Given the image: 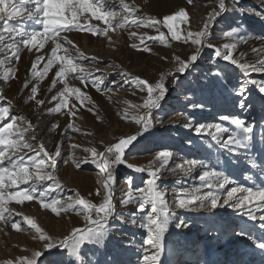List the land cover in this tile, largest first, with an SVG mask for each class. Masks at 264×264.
Here are the masks:
<instances>
[{"label":"rangeland","instance_id":"374dc122","mask_svg":"<svg viewBox=\"0 0 264 264\" xmlns=\"http://www.w3.org/2000/svg\"><path fill=\"white\" fill-rule=\"evenodd\" d=\"M125 3L138 9L134 17L120 8L119 0H107L105 7L114 8L119 13L114 24L121 23L125 18L144 20L153 17L162 21L183 9L190 20L181 27L199 32L209 15L219 11L218 0H192V3L188 0H142L144 6H153L154 13L148 14L134 6L133 0H125ZM225 3L227 11L214 20L210 29L208 43L212 47H206L196 61L197 65L182 75L176 72L178 61H188L190 55L196 52V46L173 41L168 30L162 26L146 28L128 24L124 29L109 31L107 36H93L87 32L63 33L85 56L96 58L94 61H77L87 72L94 73L89 80L104 78L102 84L96 85L100 88L99 92L91 82L85 86L74 77L66 82L68 87L80 88L91 98L92 103H86L84 107H80L75 94L71 97L65 94L62 100L66 99L68 107L60 113L52 111L62 102L53 100V97L65 88V83L59 81L52 88L61 65L52 68L42 81L40 77L32 78V63L37 55L44 56L45 60L37 67L38 72L43 71L55 47L51 41L39 53L35 49L29 52L21 47L19 62L13 60L0 68V73L7 72L9 68L16 70L14 79L10 78L7 82L0 80V93L4 97L0 100V107L10 108L9 121L17 117L23 121L22 126L31 124L32 130L27 132L25 139L34 148L38 149L42 144L49 154H54L58 148L60 150V156L55 158V174L62 187L50 193L49 201L60 199L68 202L69 198L75 199L78 193L80 197L99 205L103 189L98 180L104 177L95 163L83 161L91 159L92 149L102 153L121 138L138 137L125 152V164L113 169L115 215L108 221V237L99 246L85 245L80 261L67 250L54 248L43 252L37 264H143L144 255L150 254V246L145 243L147 229L143 217L150 209L146 208L141 213L136 202L125 206L122 201L130 191L139 194L138 190L146 188L147 181L152 177L148 170L136 172L128 165L133 163L145 167L155 160L157 154L165 151L170 152L172 158L159 171L156 185L166 194L170 223L163 239L167 249L160 256V264L163 260L164 264H264V250L252 243L253 240L264 241V221L249 220L247 208L235 209L228 205L212 209L210 199L205 200L203 206L199 201L191 205V210L176 207L180 193L216 196L222 203L233 187L253 190L264 187V71L244 73L215 56V50L227 54L228 49L224 46L235 44L234 58L241 63L255 64L259 69L264 51L254 52L253 49H264V0H225ZM23 23L28 31L42 30L39 24ZM90 23L100 29L106 27L100 21ZM233 30L238 34L229 38L227 33ZM133 32L137 36L130 38ZM160 32L165 34L170 47L163 46L159 40L146 39L159 36ZM182 35H186V31ZM138 37H145V43L141 44ZM59 42L75 56L76 51L71 45L64 44L63 40ZM132 44L139 48L147 47L149 51L137 50L131 47ZM58 54L64 55L63 52ZM169 72L174 75H167ZM162 76L165 77L167 93L160 107L151 112V126L143 131L142 125L131 121L133 116H145L147 110L129 108V104H142L147 99V92L133 87L129 81L140 78L155 85ZM26 83L27 88L24 87ZM37 86L38 95L32 100V88ZM241 88L246 90L244 96L237 94ZM37 101H44L43 106ZM77 108L79 111H76ZM125 110L127 120L122 119ZM69 111L75 112V115L70 116ZM221 117L239 119L253 129L247 148L225 147L224 142L239 130ZM70 124L78 131H72ZM215 124L229 129L220 135L219 140L197 132V129H207ZM54 125L58 127L54 129ZM73 145L77 147L73 148ZM193 161L195 166L190 168L188 162ZM253 163L256 167H252ZM156 168H159V162L152 170ZM205 170L221 172L230 183L224 189H220L215 182L212 188L206 187L199 180ZM47 186L39 185L36 191H43ZM97 189H100L101 196L96 195ZM9 207L20 214L14 220L21 221L22 231L16 232L10 223L0 222V264L8 261L17 264L18 259H30L33 251L44 249V243L35 239L34 231L27 228L22 217L34 219L55 241L69 236L76 228L86 227L83 214L69 211L57 217L50 210L42 209L36 200L23 205L12 203ZM254 214L259 216L264 213L257 211ZM172 253L175 255L170 258Z\"/></svg>","mask_w":264,"mask_h":264},{"label":"snow or ice","instance_id":"6c2138e0","mask_svg":"<svg viewBox=\"0 0 264 264\" xmlns=\"http://www.w3.org/2000/svg\"><path fill=\"white\" fill-rule=\"evenodd\" d=\"M106 2L107 0H0V57H2L0 58V68H4L6 64H11L13 60L16 63L19 62L21 47L27 49L29 52L35 49L39 53L51 41L55 47L48 57L47 63L44 64L43 71L38 72L37 67L45 60L44 56L37 55V59L32 63V78L36 79L40 77L42 81L52 68L57 64L61 65L59 71L56 72V78L52 82V88L56 86L58 81L65 83V88L57 97H53V100H62V98H65V94L68 97L75 94V99L80 102V107H84L86 103H92L91 98L81 92L80 88L68 87L66 82L70 77H74L79 79L85 86L91 82L96 87L98 83H103L104 78L98 77L95 80H89L94 73L87 72L84 68L80 67L77 61L88 59L94 61L96 58L85 56L71 40L62 35L63 33L87 32L93 36H107L109 31L115 32L117 29H124L128 24L140 25L146 28H152L157 25L162 26L168 30L173 41L191 43L196 46V52L190 55L188 61H178L179 67H177L176 72L182 75L199 59L202 47H212L208 43L211 34L210 29L214 20L220 14L227 11L225 0H218L219 11H213L209 15L201 31L192 32L181 27L182 25H187L190 20L186 10L181 9L173 15L166 16L162 21L153 17H147L144 20L125 18L121 23L114 24L119 13L114 8H106ZM188 2L192 3V0H188ZM119 6L130 17H134L135 12L138 11L132 5L125 3V0H119ZM257 15H260V13H257ZM12 21H19V23L13 24L11 23ZM24 21L39 24L42 30L28 31L26 25L23 23ZM90 21H100L106 27L104 29L97 28ZM157 31H159L158 28ZM185 31L186 35H182V32ZM237 34V31L233 30L228 32L227 36L231 38ZM135 36H137V33L133 32L130 38ZM138 39H140L141 44L145 43V37H138ZM146 39L159 40L163 46L170 47L163 32H160L159 36L147 37ZM60 40H63L64 44L71 45L75 49V56L70 54L68 48L63 47L59 42ZM131 47L140 51H149L147 47L139 48L136 44H132ZM224 47L228 49L227 54H222L217 49L215 50L216 57L234 65L244 73H248L250 70L264 71V60L259 61L258 69L255 64L241 63L240 60L234 58V50L237 47L235 44L225 45ZM253 51L260 52L264 51V49H253ZM59 52H63L64 55H59ZM15 71L14 68H9L7 72L0 73V80L7 82L10 78L14 79ZM167 75L172 76L174 73L169 72ZM164 81V76L155 85H151L140 78H133L129 81L133 87L147 92V99L142 104H129V108L147 110L145 116H133L131 121L142 125L143 131H147L151 126V112L159 108L161 101L165 98L167 89ZM252 83H255V81H252ZM24 87L27 88L28 84L26 83ZM96 90L99 92L100 88L96 87ZM245 91V89L241 88L237 94L244 96ZM37 95L38 86L32 88L31 99L35 100ZM3 99V94L0 93V100ZM37 103L43 106L44 101H37ZM67 107L66 99H63L52 111L60 113ZM72 107L75 108V105ZM76 111H79V109L77 108ZM68 114L74 116L75 112L69 111ZM9 117L10 108L0 107V222L4 224L10 223L14 231L21 232V221L14 220V217L20 214L14 213L9 205L12 203L23 205L25 202L36 200L42 209L50 210L57 217L62 212L69 211H75L77 215L83 214L86 224V227L76 228L69 236L55 241L38 226L34 219L22 217V222L27 225V228L34 231L35 239L44 243V249L43 251H33L30 259H18L17 264H37V260L43 255V252L50 251L54 248L67 250L71 256L77 261H80L82 249L85 245L99 246L108 237V221L115 215V206L112 202V189L115 183L113 169L121 164H125V152L133 145L138 137L132 135L128 138H121L118 143L107 147L105 152L102 153H97L95 149H92L91 159H85L83 161L84 163H95L100 174L104 177L103 180H98V183L103 189L102 202L99 205L80 197L78 193L75 199L69 198L68 202L60 199H52L49 201L48 197L50 193L62 187L55 174V158L60 156V150L58 148L54 154H49L42 144L38 149L34 148L25 139L27 132L32 130L31 124L28 123L26 126H22L23 121H20L19 118L12 117L9 121ZM122 119L127 120V110H125ZM221 119L234 125L239 130L237 134L231 135L224 142L225 147L235 149L247 148L248 143L251 141L253 129L245 126L244 122L239 119L230 120L228 117H221ZM5 121L9 122L4 123ZM53 127L55 129L58 125H54ZM69 127L74 132L78 131L71 124ZM228 131L229 129L221 124L211 125L207 129H197L198 133L211 135L214 140H219L220 135ZM32 140H35V136H32ZM72 147L75 148L77 146L73 145ZM171 158L172 154L170 152H160L149 165L145 167H134L133 170L136 172L148 170V174L152 179L147 181L146 188L138 190L139 194L130 191L122 201V204L125 206L136 202L138 211L141 213H144L146 208L150 209L143 217L147 229L145 243L150 246V254L144 255L143 264H160V256L163 252V239L165 233L168 232V225L170 223V213L165 199L166 194L158 189L156 180L159 171L167 166V162ZM156 162H159V168L152 170ZM188 163L191 168L195 166L196 162ZM128 166L133 167L131 165ZM201 166L206 169L208 168L207 165ZM252 167H256V164L253 163ZM49 168L51 171H48ZM199 180L208 188H212L215 182L220 189H224L230 183L227 177L223 176L221 172L213 170H205L199 176ZM48 182L51 183L49 184ZM42 184H48V186L43 191L37 192V186ZM96 195L101 196L100 189H97ZM179 196L181 198L177 201L176 207L180 209L191 210V205L199 201L201 206H203V202L210 199V207L212 209L228 205H231L235 209L247 208L249 220L255 221L258 219L259 221H264V214L259 216L254 214L257 211L264 213V187L257 190L233 187L227 192L222 203L219 197L210 195L200 196L194 193H180ZM177 226L179 227L180 225ZM252 243L256 248L264 250V241L253 240ZM6 264H12V262L8 261Z\"/></svg>","mask_w":264,"mask_h":264},{"label":"bare ground","instance_id":"6f19581e","mask_svg":"<svg viewBox=\"0 0 264 264\" xmlns=\"http://www.w3.org/2000/svg\"><path fill=\"white\" fill-rule=\"evenodd\" d=\"M158 1V0H157ZM133 2H134V6H136L137 8H142L147 14L148 13H154L153 12V6H152V4H149V5H145L144 6V4H142V0H133ZM206 47H202V51L201 52H203V50L205 49ZM195 65H197L196 64V62L194 63V64H192L185 72H188L190 69H192ZM181 75V74H180ZM130 164H132V166L133 167H138L137 165H135V164H133V163H130ZM165 249H167V244H166V242L164 241L163 242V251L165 250ZM175 254H171V256H170V258L172 257V256H174ZM164 260L162 261V264H164Z\"/></svg>","mask_w":264,"mask_h":264},{"label":"water","instance_id":"95a60500","mask_svg":"<svg viewBox=\"0 0 264 264\" xmlns=\"http://www.w3.org/2000/svg\"><path fill=\"white\" fill-rule=\"evenodd\" d=\"M108 147H110V146H108ZM103 152H105V150Z\"/></svg>","mask_w":264,"mask_h":264}]
</instances>
